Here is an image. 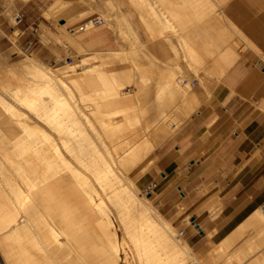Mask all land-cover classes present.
Returning <instances> with one entry per match:
<instances>
[{
    "label": "bare ground",
    "instance_id": "obj_1",
    "mask_svg": "<svg viewBox=\"0 0 264 264\" xmlns=\"http://www.w3.org/2000/svg\"><path fill=\"white\" fill-rule=\"evenodd\" d=\"M124 21L127 26L117 29L121 35L114 32L127 41L123 44L127 46L135 40L130 37L134 35L129 31L131 19ZM162 22L161 29L156 30L158 37H153V28L144 23L151 30L149 37L164 41L173 32L178 34L180 51L181 47L185 50L183 58H194L189 64L196 65L200 56L183 39L185 26L168 25L177 22L175 16ZM69 31L71 35L77 33ZM65 44L77 51L83 49L75 37ZM172 44L171 49L175 47ZM93 53L90 60L96 63L89 66H85L89 56L60 67L45 65L30 54L10 65L0 60V264H118L120 249L125 246L135 264H184L186 256L195 258L189 244L176 239L173 224L151 200L138 196L134 180L153 166L156 159L140 163L175 126V120L181 119L180 115L187 118L208 101L212 82L203 78L193 86L187 82L192 75L183 83V76H174L175 68L173 75L162 68L165 76L162 80L164 72L161 78L158 75L162 82L155 84L160 89L154 84L158 91L153 92L158 101L167 96L172 103L168 106L165 102L166 106L163 101L166 107L160 104L159 109L156 102L157 110L150 107L155 98L149 90L150 99L145 92L138 95V85L150 86L151 82L147 75L141 74L147 83L137 75V67L132 72L130 58L127 67L123 59L129 55L119 60L127 69L119 66L116 73L115 65L113 69L105 66L114 60L111 64V59L103 60ZM215 62L208 65L217 68L219 80L227 66ZM197 67H192L195 73ZM144 96L150 103L142 100ZM141 100L146 106L149 103L146 111L157 112H143ZM148 114H152L151 119ZM256 211L264 216L260 208ZM109 213L116 218L121 236ZM259 223L264 228V219ZM123 259L130 264L127 255Z\"/></svg>",
    "mask_w": 264,
    "mask_h": 264
},
{
    "label": "rangeland",
    "instance_id": "obj_2",
    "mask_svg": "<svg viewBox=\"0 0 264 264\" xmlns=\"http://www.w3.org/2000/svg\"><path fill=\"white\" fill-rule=\"evenodd\" d=\"M131 1L133 3H131ZM196 1L198 3H196ZM233 5L236 6L237 9L234 8ZM230 6H233V8H230ZM168 8L179 10V20H180V22L170 23L168 25H175V26L178 25V27L185 26L189 28V34L193 35V39L195 40L196 43L195 46L198 52V56L201 57V58L199 57L198 62H197L198 59H196V63L198 64V66L202 64L203 66L201 65V67L204 68H201L200 66L197 67L196 66L197 64L194 65L195 64L194 58H191V60L189 59L190 61L187 60L188 58L186 59H184L185 57L183 58L182 52L185 50H183L184 48L181 47L182 51H180V46H179L180 40H177L178 34H174L173 32L174 35L172 34L170 39L164 41L162 38H161L162 40L160 38H159L160 40H158L157 38L156 39L153 38L154 35L155 37L159 36L158 31L156 30L160 29L163 26L162 23L155 21V12H157L161 17H169L170 15L166 11ZM238 11L248 14L249 16H251L253 20H257L261 17L262 14H264V0H208L207 3L206 2L201 3V0H0V56H1L0 60L2 59L1 60L2 62H5L10 65V63L15 64L21 59L25 58L27 54H30L32 57L37 58L40 62H42L45 65L52 67H60L66 63H70L74 61L77 57L86 58L89 56L88 58H86L87 61L85 63V66H89L92 63H96L95 60L92 61L90 60V56L92 55V52H94L100 55L103 60L111 59V61L108 60L110 61L109 63H111L112 60H114L115 62L113 61L114 63L113 64L111 63L113 66L108 65L107 61H106L107 65L105 66L106 67L108 66L107 68L110 69L111 68L113 69L116 66L114 71L116 73L119 66H121L120 68H122V70L127 69L126 68V65L128 64L127 60L128 58H130V61L131 62L133 61V63H130V61L128 60L130 65L133 66V67L130 66V68H134L132 69V72L133 70H136L137 67L138 70L136 72L138 73L137 75H141V74L144 76L147 75V77L146 76L145 77L150 78L148 79L149 81L147 80L148 82H151L149 83L150 84L149 86L146 79H144L145 77L143 76L144 77L143 78L141 75L144 81H146L147 83L146 85L148 86L147 87L146 85L142 86L143 84L138 85V87L140 86L146 89L145 91H143L144 89L141 88L142 89L141 92V89L139 87L138 95L140 94V96H143L144 95L143 92H145V95L148 96L147 98H149V94H148L149 92L147 93V90H149L151 98L152 95L154 94L155 97L153 96V98L156 99V93H157L156 91L158 90L154 87V84L157 81H159L157 82L159 84L162 82L165 76L164 70L167 72V74L172 72L173 75L174 73H176L174 76L177 78L178 76L179 77L183 76L184 77V78L182 77L183 83H185L184 81L185 80L187 81L188 78H190L192 75V77L187 82H191L193 86L197 85L198 81H202L204 78L205 81L208 80L209 82H212L211 83V91H212L213 87L219 83L221 77L218 80V78L215 75L216 74L215 70L217 68L211 67L214 66V64L211 65V63L215 61H216L215 64L219 63L218 61H219L220 53L225 48H227L228 45L229 46L231 45L237 50L238 53L237 58L243 55L245 52L253 51L259 58L264 59L259 52L257 53L252 48L246 45L245 41L242 38L241 35L242 33L240 34V30H238V28L235 25H233L225 16V14H227L229 18L232 20V22H234L237 25ZM17 14L21 15V19L19 22L15 19ZM92 17H101L105 20L102 24H99L97 26L108 29L109 40H110V44L108 46L95 47L94 48L96 49L95 51H93V49H82V50H78L77 52V50H74L70 48L68 45L64 44L65 42H67L68 38H74V36H76L79 32H81L78 31L76 27L83 20ZM143 17L150 19V21L148 22V26L151 29L153 28L152 29L153 35L152 33L149 34V31L151 32V30L147 29L148 26L145 25L146 23L144 24V22L141 20V18ZM125 18L128 19L129 21L131 19V21L128 23V25L131 28L129 29V31L133 32L134 35H130V37L134 38L135 40L132 42V44L130 45L128 44L127 46L123 45L127 41L123 38L116 37L117 34L114 32V31H118L117 30L118 26L119 28L127 26L126 22L124 21ZM62 19L66 20L67 22H68L67 19H69V22L66 24L65 27L67 28L65 30L59 31L58 22L63 23ZM186 19H191L193 21L189 23L186 21ZM197 19L210 20L212 21V23L197 22L196 21ZM218 25L221 28H225L230 36L229 39L225 42L222 41V39L209 38L210 35H215L216 30L213 28V26H218ZM115 28L116 30H114ZM71 29H73V31H76L77 33H73V35H71L72 32L69 31ZM118 34L119 36L121 35L119 31ZM149 35H152L153 37L150 36L151 37L150 38ZM117 42L118 43L122 42V44L121 43L117 44ZM158 43L160 44L158 45ZM170 44H172V46L175 47L171 49L172 47L171 48L169 47L171 46ZM131 45L134 46L132 47ZM204 45L207 47L206 51L203 48ZM178 49L179 51H177ZM128 50H130L129 53ZM124 51L127 52L128 54L127 53L124 54L125 53ZM171 51H174L175 53ZM130 52H132V54ZM124 55H129V56L132 55L131 57H133V60L129 56H126L127 58L126 59ZM122 57L125 59H123ZM121 58L125 60L127 64L123 62V60H121V62L123 63L119 62ZM178 60L180 62L175 63ZM185 60L188 62L184 63ZM192 60L194 61L193 62L194 64L192 63L193 65L189 64ZM203 60L204 62L202 63ZM134 62L136 66L134 65ZM208 63L211 66H209ZM177 64H179L178 65L179 67L177 66ZM185 65L186 67H184ZM188 65L189 66L192 65V67L194 66V68L197 67L198 69L195 70H197L196 72L198 73H195L192 67H190L192 71L188 69ZM127 67H129V64L127 65ZM210 67H211L210 69L211 71L209 70ZM130 68L128 69L130 70ZM162 68H164V70ZM173 69L176 72L171 71ZM203 69H205L206 71ZM212 69L214 73L212 72ZM122 70L120 69V71ZM193 71L194 73H192ZM204 71L205 74L207 73L206 75L203 73ZM207 71L209 72V75ZM163 72L164 75L162 74L163 76L162 77L160 75ZM133 73H135V71ZM183 73L184 74L186 73V75L188 74L187 75L188 77L187 76L185 77ZM199 74H201V77ZM137 75L134 74V77L136 76V78L138 79L139 76ZM203 75L206 78L209 77L210 79H205ZM158 77L159 78L162 77V80L158 79ZM142 78H139L138 81L141 79L140 81L142 82L143 81ZM157 83L155 84V86H157L158 89H160ZM153 91H155L156 93H154ZM146 96H144L145 98L144 97L141 98L142 100L146 99L145 101L147 104L148 100ZM166 97L164 96L160 98L161 102L158 101V99H156L157 100L156 101L155 99L152 98L153 101L155 100L154 101L155 103L151 100L153 102V103L151 102V104L153 105L150 104L151 105L150 107L152 108L153 106V108L158 110V108L156 107H159L160 109L162 106L166 104L165 102H167V104L168 103L170 104L171 102L170 99H166ZM163 98L166 101L162 100ZM142 100H141V105L144 106L143 112L149 111L153 114L156 111L155 109H152V111L150 108H149L150 110L149 109L147 111L145 110L148 108L147 106L149 105L150 102L148 101L149 103L146 106L145 103H143L145 105L142 104ZM163 101L165 104L162 103ZM156 102H158L159 105L160 104L163 105L162 106L156 105L155 107L154 105L156 104ZM205 102L207 101H203L199 105L197 109L198 111L202 108V105ZM198 111L197 112L195 111L192 114H190L188 118H185L184 116L179 114L181 116V117L179 116L181 119L175 120L176 123L175 126L172 128L170 127L166 136L161 139L163 142L161 140L158 141L159 146L156 144L157 146H155L154 150L150 153L147 159H145L140 163V165H145L148 161H154L156 159L155 162H153V166L149 170H147V172H145V175L139 176L134 181H136V184L138 186V191H137V193H139L138 196L148 197L159 212L160 210L156 205L157 195L155 192H151V191L146 194L145 193L146 184L152 180H158L160 178V172H162L164 164L168 160V157L173 153L180 154V158H179L180 165L186 164L189 161V159L195 156V152L192 151L191 148L184 149L183 146H184V140L188 138V134L191 127L195 124L194 123L195 117ZM149 115L150 114H148L147 116L149 117ZM151 115L150 117H152ZM177 148L179 149V151L176 150ZM109 217L112 223L114 224V226L116 227L117 235L121 236L119 225L116 218L112 213L111 214L109 213ZM261 219H264V216L256 211L252 215V217L248 218V220L244 222L242 225H240L236 231H234L228 238H226L224 241H222L219 244H215L214 242H212L210 234H207L204 237V243L202 245V250L200 252L201 254L195 253L196 259L195 258L192 259V257L186 256L184 264H194L195 261H197L199 264H226V263L227 264H264V228L260 226L259 220ZM182 223L184 224V227H190V226H186L187 219L183 220ZM182 223H179L178 225L173 224L175 237L178 241H180V239L186 240L185 234L182 236H179L177 234L179 230H184V228H180V225ZM190 228L193 231H195L194 228L192 227ZM120 250H121L119 252L120 258L118 259V264H125V263L127 264V262H125L123 259V257L125 258L126 255L129 258L128 259L129 263L135 264L133 260L130 258V253L126 246L124 248H121Z\"/></svg>",
    "mask_w": 264,
    "mask_h": 264
},
{
    "label": "crops",
    "instance_id": "obj_3",
    "mask_svg": "<svg viewBox=\"0 0 264 264\" xmlns=\"http://www.w3.org/2000/svg\"><path fill=\"white\" fill-rule=\"evenodd\" d=\"M205 2L208 0H201ZM166 11L169 17L155 12V21L163 23L165 18L175 16L180 22L179 10ZM225 16L240 30L246 45L264 58V14L253 20L238 11L237 25ZM62 21L58 22L59 31L65 30L69 22ZM142 21L150 19L143 17ZM196 21L212 23L206 19ZM213 28L215 35L209 38L224 42L229 39L225 28L219 25ZM74 37L83 49L93 51L95 47L110 44L108 29L99 26ZM182 37L197 52L188 27L184 28ZM93 41L99 44L92 45ZM203 48L207 50L205 45ZM237 56L231 45L220 53L219 62L227 66L225 72L213 87L209 100L197 110L195 124L184 140V149L191 148L195 156L180 165V154L173 153L164 164L160 178L146 184L156 193V205L171 224L194 218L200 233L184 227L183 223L180 228H184V240L191 251L197 254H201L207 234L215 244L221 243L264 202V59L253 51Z\"/></svg>",
    "mask_w": 264,
    "mask_h": 264
},
{
    "label": "built area",
    "instance_id": "obj_4",
    "mask_svg": "<svg viewBox=\"0 0 264 264\" xmlns=\"http://www.w3.org/2000/svg\"><path fill=\"white\" fill-rule=\"evenodd\" d=\"M15 19L19 22L20 19H21V15L20 14H17ZM104 22V19L101 18V17H92V18H87L85 20H83L77 27L76 29L78 31H82L84 30L85 28L87 27H90V26H97L99 24H102ZM145 193H149L151 191V187L150 186H146L145 188ZM261 209V211L264 213V202L260 205L259 207ZM187 219V223H186V226H190L192 228H194V230L198 233L201 232V228L199 227V225L195 222L194 218L193 217H189V218H186ZM178 235L179 236H182L184 235V230H179L178 231Z\"/></svg>",
    "mask_w": 264,
    "mask_h": 264
}]
</instances>
